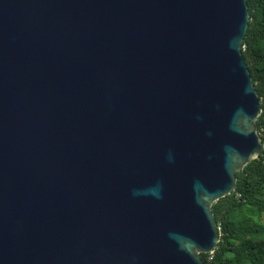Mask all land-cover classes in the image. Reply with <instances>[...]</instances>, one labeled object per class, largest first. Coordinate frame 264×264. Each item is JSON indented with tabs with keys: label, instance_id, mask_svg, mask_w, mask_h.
Wrapping results in <instances>:
<instances>
[{
	"label": "water",
	"instance_id": "obj_1",
	"mask_svg": "<svg viewBox=\"0 0 264 264\" xmlns=\"http://www.w3.org/2000/svg\"><path fill=\"white\" fill-rule=\"evenodd\" d=\"M246 0H0V264H205L263 148Z\"/></svg>",
	"mask_w": 264,
	"mask_h": 264
},
{
	"label": "trees",
	"instance_id": "obj_2",
	"mask_svg": "<svg viewBox=\"0 0 264 264\" xmlns=\"http://www.w3.org/2000/svg\"><path fill=\"white\" fill-rule=\"evenodd\" d=\"M248 29L242 56L260 98L257 132L259 157L236 173L230 195L212 205L219 241L212 254H200L205 264H264V0H246Z\"/></svg>",
	"mask_w": 264,
	"mask_h": 264
}]
</instances>
